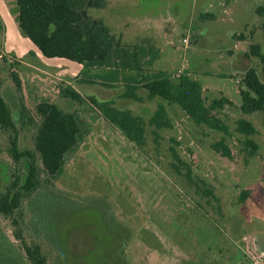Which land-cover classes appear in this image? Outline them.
<instances>
[{
    "label": "rangeland",
    "instance_id": "obj_1",
    "mask_svg": "<svg viewBox=\"0 0 264 264\" xmlns=\"http://www.w3.org/2000/svg\"><path fill=\"white\" fill-rule=\"evenodd\" d=\"M4 1L0 53L7 60L0 59V89L18 123L22 101L37 123V104L50 101L76 112L81 125L52 189H39L23 206L30 210L24 235L41 245L47 264H264V111L242 113L239 82L248 67L264 82L258 56L239 58L252 44L264 53L263 18L255 10L264 0H109L88 9L123 43L158 52L146 56V77L159 71L178 74L175 80L188 75L208 102L222 95L232 100L234 107L217 112L228 133L196 123L176 103L149 98L142 85L138 100L123 97L125 82L105 84L109 69L84 71L75 61L45 57L20 28L16 0ZM240 32L244 39L235 37ZM65 86L77 88L84 102L63 97ZM91 97L142 116L145 145L129 141ZM160 105L167 118L158 129L147 121ZM239 118L253 121L256 133L239 132ZM35 122L21 128L20 148L34 146ZM248 139L258 144L254 155ZM220 141L230 156L214 147ZM9 146L0 129V193L27 170ZM15 229L0 213V264H34Z\"/></svg>",
    "mask_w": 264,
    "mask_h": 264
},
{
    "label": "trees",
    "instance_id": "obj_2",
    "mask_svg": "<svg viewBox=\"0 0 264 264\" xmlns=\"http://www.w3.org/2000/svg\"><path fill=\"white\" fill-rule=\"evenodd\" d=\"M108 2L109 0H16L18 22L22 31L45 57L75 61L83 65L84 71L88 68L109 69V73L103 77L105 84L125 82L123 97L138 100L140 97L137 90L142 85L148 91L149 98L158 96L169 104L176 103L196 123H203L228 133V125L217 112L226 107H234L232 100L222 95L208 102L201 84L188 75H180L177 80L173 79L174 74L170 75L164 71H159L152 78L143 75L146 56L158 52L153 47L148 50L145 45L123 43L122 38L113 33L103 19L89 14V8L105 7ZM255 10L263 18L264 30V5H258ZM2 24L0 15V26ZM244 36L243 32L235 35L237 39ZM250 48L246 54L248 57L258 56L264 70V53L261 46L252 44ZM127 70L138 72L136 75L123 74V71ZM12 77L17 90L21 91L22 82L18 73L12 72ZM240 84L242 113L264 111V82L256 69H245ZM60 93L63 97L80 103L85 100L74 86H65ZM91 100L106 120L117 126L129 141L139 147L145 145L146 121L142 116L134 114L130 108L115 106L113 101H98L94 97H91ZM21 105L20 124L0 89V129L8 134L12 158L17 163L27 162L25 174H15L16 178L11 179L0 193V213L12 218L17 227L15 236L21 241L28 259L34 264H47V257L42 254L41 245L27 242L24 235L23 223L26 212L30 214V210L29 204L27 211L23 210V206L25 200L30 199V203L35 198L34 193L39 189H52L54 179L65 164L66 154L78 143L81 125L76 112L66 111L55 102L42 101L37 104L39 123L35 122L23 101ZM166 113L164 105H160L147 122L158 129L163 128L166 124ZM29 122H35L37 126L34 146L23 149L19 146V134L21 128ZM237 130L247 136L256 133L253 121L246 118L237 120ZM247 142L252 146L251 153L254 155L258 144L251 139ZM214 147L224 152L225 156H230V150L223 141L215 143Z\"/></svg>",
    "mask_w": 264,
    "mask_h": 264
},
{
    "label": "crops",
    "instance_id": "obj_3",
    "mask_svg": "<svg viewBox=\"0 0 264 264\" xmlns=\"http://www.w3.org/2000/svg\"><path fill=\"white\" fill-rule=\"evenodd\" d=\"M5 6H6V3H5L4 0H2V5H0V15H1V18H2V20H3V24L5 23V17H4V14H3V13H4V10H3V9H4ZM1 7H2V8H1ZM7 14H8V13H7ZM17 15H18V8H17ZM240 33H242V32H240ZM243 33H244V32H243ZM251 33H252V31H251ZM237 34H239V33H237ZM244 38H245V36L243 37V39H244ZM247 53H248V52H247ZM35 54L38 55V53H36V52H35ZM241 57H243V59H244L245 61L247 60V58H249L248 55H247L246 53H245V54H244V53H241V54L239 55V58H241ZM245 69H247V68H245ZM245 69H244V70H245ZM240 81H241V80H240ZM240 81H239V82H240Z\"/></svg>",
    "mask_w": 264,
    "mask_h": 264
},
{
    "label": "built area",
    "instance_id": "obj_4",
    "mask_svg": "<svg viewBox=\"0 0 264 264\" xmlns=\"http://www.w3.org/2000/svg\"><path fill=\"white\" fill-rule=\"evenodd\" d=\"M183 41L187 44L188 43V38H184ZM5 55L3 53H0V59H4ZM175 75H178V74H174Z\"/></svg>",
    "mask_w": 264,
    "mask_h": 264
},
{
    "label": "bare ground",
    "instance_id": "obj_5",
    "mask_svg": "<svg viewBox=\"0 0 264 264\" xmlns=\"http://www.w3.org/2000/svg\"><path fill=\"white\" fill-rule=\"evenodd\" d=\"M14 24V23H13Z\"/></svg>",
    "mask_w": 264,
    "mask_h": 264
}]
</instances>
